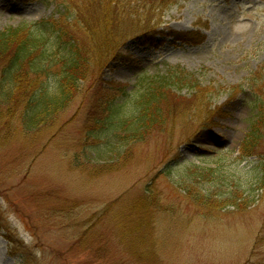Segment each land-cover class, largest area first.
<instances>
[{
	"label": "rangeland",
	"instance_id": "374dc122",
	"mask_svg": "<svg viewBox=\"0 0 264 264\" xmlns=\"http://www.w3.org/2000/svg\"><path fill=\"white\" fill-rule=\"evenodd\" d=\"M168 2L161 13L156 9L162 33L127 40L131 60L108 64L101 113L91 116L105 124L108 106L129 111L145 79L171 67L189 72L205 104L221 106L223 114L208 116L214 127L199 128L201 117L190 113L173 123L171 139L169 129L154 126L141 141L120 147L117 160L105 143L114 142L111 133L97 135L87 125L91 80L53 123L27 135L18 128L10 139L2 132L0 264H264V191L245 211L231 205L207 211L184 187L196 166L234 172L242 184L260 176L264 143L244 161L238 153L264 91V0ZM53 12L40 0H0V30ZM189 31L196 37L185 39ZM120 87L132 94L123 97ZM174 91L195 94L189 82ZM150 193L158 204L143 211L136 201ZM145 220L150 229L121 225Z\"/></svg>",
	"mask_w": 264,
	"mask_h": 264
},
{
	"label": "trees",
	"instance_id": "16d2710c",
	"mask_svg": "<svg viewBox=\"0 0 264 264\" xmlns=\"http://www.w3.org/2000/svg\"><path fill=\"white\" fill-rule=\"evenodd\" d=\"M40 1L54 5V12L48 19L0 30V134L5 133L7 139L13 137L18 128L22 135H27L41 125L59 119L65 107L81 91H85L82 83L91 80L95 84L88 86L92 89L89 97L93 101L87 125L92 130L96 129L97 135L98 131L103 133L101 136L111 133L114 142L105 143L108 148L112 146L111 151L116 159L122 151L120 147L127 148L141 141L154 126L169 129L167 133L171 139L173 123L190 113L195 112L196 120L201 117L197 121L199 128L214 127L215 123L208 116L214 118L217 114H223L221 106L205 104L204 89L194 83L189 72L171 67L164 74L145 79L137 95L132 96L129 111L121 110L119 105L108 106L110 112L105 118L107 121L100 124L98 117L95 119L91 115L98 111L101 113L97 108L104 92L103 73L106 67L116 61L131 60L123 50L127 40L152 41V35L155 37L154 34L162 33L156 9L161 13V9L166 8L169 2L151 0L147 6V0ZM190 34H194L190 38L196 37L193 31L182 36L190 39ZM185 82L193 83L191 95L195 94L192 97L180 96L174 91V88ZM118 91L126 98L132 94L131 91L126 92L125 87H120ZM257 101V113L240 142L239 162L258 153L260 145L264 143V91ZM193 130L187 134H194L196 130ZM181 134H185V131ZM100 154L105 156L107 152ZM257 165L261 167L260 176L257 173L255 182L244 184L238 182L234 172L225 175L215 166H196V175L184 187L189 192V199L207 211L209 206L220 209L229 205L237 212L245 211L264 191V159ZM196 183H203V187L195 189L193 184ZM149 187H146L148 192ZM151 198V193L143 195L136 203L139 207L144 205L143 211L148 210L158 204ZM112 205H106L99 211L100 214L109 212ZM148 222L134 221L121 225L134 230L136 223L150 229ZM135 251L140 253L139 250Z\"/></svg>",
	"mask_w": 264,
	"mask_h": 264
}]
</instances>
